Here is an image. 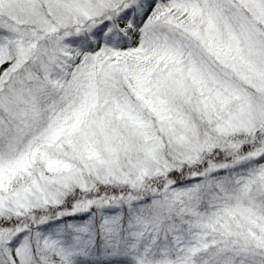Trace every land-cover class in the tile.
<instances>
[{
    "label": "snow or ice",
    "instance_id": "snow-or-ice-1",
    "mask_svg": "<svg viewBox=\"0 0 264 264\" xmlns=\"http://www.w3.org/2000/svg\"><path fill=\"white\" fill-rule=\"evenodd\" d=\"M0 264H264V0H0Z\"/></svg>",
    "mask_w": 264,
    "mask_h": 264
}]
</instances>
